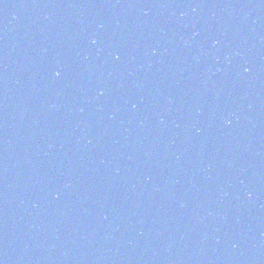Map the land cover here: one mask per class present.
Returning <instances> with one entry per match:
<instances>
[{"label": "water", "instance_id": "1", "mask_svg": "<svg viewBox=\"0 0 264 264\" xmlns=\"http://www.w3.org/2000/svg\"><path fill=\"white\" fill-rule=\"evenodd\" d=\"M0 264H264V0H0Z\"/></svg>", "mask_w": 264, "mask_h": 264}]
</instances>
